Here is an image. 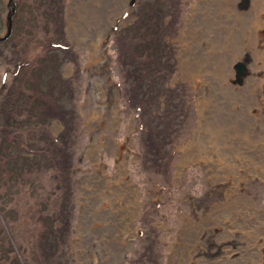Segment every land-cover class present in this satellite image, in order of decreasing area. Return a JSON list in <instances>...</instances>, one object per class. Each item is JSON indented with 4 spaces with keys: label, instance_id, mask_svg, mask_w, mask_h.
<instances>
[{
    "label": "rangeland",
    "instance_id": "374dc122",
    "mask_svg": "<svg viewBox=\"0 0 264 264\" xmlns=\"http://www.w3.org/2000/svg\"><path fill=\"white\" fill-rule=\"evenodd\" d=\"M222 1L223 10L235 0ZM98 2L113 23L107 42L119 110L113 137L128 141L121 160L104 150L98 162L111 183L125 169L138 192L133 230L121 236L129 244L116 254L106 232L117 226L103 217L108 207L101 213L91 204L86 181L97 164L86 129V115L95 111L89 103L91 50L80 38L105 26ZM208 4L0 0V36L16 7L13 32L0 41V124L21 125L27 136L21 141L31 148L0 152V264H84L81 255L92 246L97 255L104 251L101 264H264V84L256 81L257 114L250 113L249 88L234 87L226 75L203 79L213 105L200 103L184 64L190 63L185 37L194 28L205 37L200 24L213 17L220 32L224 19L238 16ZM254 6L264 16V0ZM226 44L210 62H223L224 55L233 61ZM257 59L245 51L240 74L246 76ZM14 104L21 117L16 110L3 113ZM28 112L30 120L23 116ZM199 154L207 161L192 159Z\"/></svg>",
    "mask_w": 264,
    "mask_h": 264
},
{
    "label": "bare ground",
    "instance_id": "6f19581e",
    "mask_svg": "<svg viewBox=\"0 0 264 264\" xmlns=\"http://www.w3.org/2000/svg\"><path fill=\"white\" fill-rule=\"evenodd\" d=\"M95 1L97 0H94V2ZM217 1L218 0H209L208 5H210L214 11L217 12L219 9L223 15L225 13L234 11L238 14V16L231 20L224 19L223 30L220 32H218L219 25L218 28L214 29L217 24V20H214L217 19L216 17H213L210 22L207 21L209 22V25L201 23L200 28L202 27V31L207 34L206 36L204 35L205 37H202L203 35H201L200 31L197 32V34L195 32V28L193 31H189L188 35L185 37L186 50L184 53L186 57L190 56V63L184 64L185 66H189L188 68L190 70V76L193 77L196 88L199 91V95L201 96L200 103L205 108L209 105H213V99H206L211 97V94H208L209 85H206V80L203 79L206 77L219 79L220 76L224 78L226 75L229 79L228 81L230 84L234 85V87L236 85H241L243 87L249 88L248 95L250 96L249 99L251 100L250 104H248L250 105L251 109L250 113L257 114V106H253L252 102H255L258 96V86L256 81L259 79L260 83L264 84V16L261 14L263 9L261 7H257V12L254 13V4L258 2V0H235L229 5H224L222 10V7ZM224 1L230 2L232 0ZM97 10L99 11V14L96 13L95 10V16L98 14L99 16L97 17L104 18L103 21L105 26H102L101 29L95 27L96 29H94L93 34L89 32L91 33V37H88L86 34L80 38V40L86 43L91 50L88 63V72L90 73L89 103L95 111L92 116L86 115V129L93 136V143L90 145L89 155L90 158L97 164L94 170V175L92 178H86V181L88 180L89 186L92 187V192H87L89 193V196L90 193L93 195V198L90 199L91 204L95 205V207L99 209L97 211H101V213H103L102 211H106L105 209L108 207L109 209L107 211H109V214H103V217L108 215L113 226H117V228L113 231L110 230L106 232L107 236H111V250L116 254V249L118 247H120L122 252L125 251L129 244V242L126 239H123L121 236L124 231L133 230V220L135 218V205L137 203L138 192L135 191L131 182L125 180L127 177L125 169H121L119 171L120 175L115 177L114 183H111L109 181L110 178L108 172H105L106 167L104 163L98 162L99 153L103 152L104 150H109L111 153H114L117 156L118 161L121 160L124 157V150H127L128 141L119 144V142H117L113 137L118 125L117 122L119 114V110L117 108L118 95L116 94L117 85L111 77L112 74H110V57L108 55L107 47V42L112 31L113 23L108 19V15L104 12L102 9V4L99 2L97 3ZM247 12H253L254 14L248 16ZM88 25H90V23H88ZM94 26H96V24H94ZM85 28L87 29V27ZM192 34L196 35L193 36ZM235 36L238 38L237 42L235 40ZM197 43L201 45L196 47ZM224 43H227L225 46L226 48L229 49L231 47L230 55L233 57V61H231L229 56L224 55L223 62H219V59L215 62V64L210 62V55H213V52H220L218 45H224ZM237 51L239 53H236ZM245 51H250L253 57H259L255 64L249 66L246 76H244V73L242 75L240 74V67L244 63L243 58ZM260 86L263 88L262 84H260ZM237 93L239 95V92ZM94 116H98V119H93ZM98 131H100V138L97 135ZM248 142L251 143L250 139L246 138L244 144L248 145ZM195 156L196 155H194L192 159L198 158L204 159V161H207L208 159L202 154H199L196 157ZM123 195H127V197L123 201H120L119 199L122 198L121 196ZM100 217L103 219L102 216ZM96 253L97 251L92 246L86 254L81 255L82 262L84 264L105 263V257H101V254H103L104 251L98 252V255ZM106 259L109 260L108 258Z\"/></svg>",
    "mask_w": 264,
    "mask_h": 264
},
{
    "label": "trees",
    "instance_id": "16d2710c",
    "mask_svg": "<svg viewBox=\"0 0 264 264\" xmlns=\"http://www.w3.org/2000/svg\"><path fill=\"white\" fill-rule=\"evenodd\" d=\"M120 86H122V85H120ZM9 93H12L11 87L9 88L6 97L9 95ZM15 110H16V106L14 104L12 106L6 107V110L4 109L3 113H5V115H9L11 112H13ZM0 113H1V111H0ZM15 114H16V116L21 117V113L17 112V110L15 111ZM32 115L33 114H31L30 112H28L27 114L23 113V116L25 117V119L29 117V120L32 119V117H33ZM45 123H47V122H45ZM40 125H43V124H40ZM15 127H16L15 125H12L10 123L0 124V132H1L0 152L1 153H8V151H7L8 148H10V150H12V151L13 150H20L21 148H23V146L25 147V150H26V148L31 149L30 147H28L27 144L24 145L23 144L24 142L21 141L22 139L27 138V136L21 134L23 131V130H20L21 125L18 126V129H16ZM28 128L29 129L32 128V124H29ZM32 129H34V128H32ZM36 130L37 129H34V132H37ZM24 132L28 133V130L26 127L24 129ZM60 228H62V227H60Z\"/></svg>",
    "mask_w": 264,
    "mask_h": 264
},
{
    "label": "water",
    "instance_id": "95a60500",
    "mask_svg": "<svg viewBox=\"0 0 264 264\" xmlns=\"http://www.w3.org/2000/svg\"><path fill=\"white\" fill-rule=\"evenodd\" d=\"M10 2H13L14 0H9ZM16 11V7H12V9L9 11V14H8V23H7V31L6 33L3 35V36H0V41H5L7 40L12 32H13V14L15 13Z\"/></svg>",
    "mask_w": 264,
    "mask_h": 264
}]
</instances>
